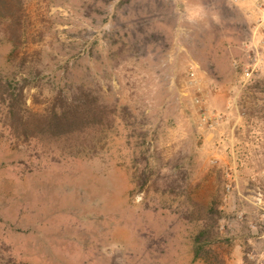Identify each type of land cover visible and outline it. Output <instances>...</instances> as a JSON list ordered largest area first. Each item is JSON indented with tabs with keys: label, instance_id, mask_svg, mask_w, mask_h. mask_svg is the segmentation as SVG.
Instances as JSON below:
<instances>
[{
	"label": "rangeland",
	"instance_id": "374dc122",
	"mask_svg": "<svg viewBox=\"0 0 264 264\" xmlns=\"http://www.w3.org/2000/svg\"><path fill=\"white\" fill-rule=\"evenodd\" d=\"M23 1L20 48L0 34V86H23L37 113L83 91L103 120L12 139L0 99V264H204L193 238L212 201L226 264H264L252 2Z\"/></svg>",
	"mask_w": 264,
	"mask_h": 264
},
{
	"label": "trees",
	"instance_id": "16d2710c",
	"mask_svg": "<svg viewBox=\"0 0 264 264\" xmlns=\"http://www.w3.org/2000/svg\"><path fill=\"white\" fill-rule=\"evenodd\" d=\"M23 22V0H0V34L14 50L22 45ZM78 94L70 100L58 91L46 102L44 111L37 113L25 108L23 86L17 88L16 84L13 86L11 82H5L4 86H0V99L6 105L11 138L22 141L56 140L101 125L103 119L101 110L95 105L96 98L89 102L83 91ZM220 212L219 205L212 201L201 228L193 238V258L204 264H226L220 249Z\"/></svg>",
	"mask_w": 264,
	"mask_h": 264
},
{
	"label": "built area",
	"instance_id": "2783aa9c",
	"mask_svg": "<svg viewBox=\"0 0 264 264\" xmlns=\"http://www.w3.org/2000/svg\"><path fill=\"white\" fill-rule=\"evenodd\" d=\"M233 4H240L248 0H230ZM256 12L255 29L259 35L258 44L264 50V0H249Z\"/></svg>",
	"mask_w": 264,
	"mask_h": 264
}]
</instances>
